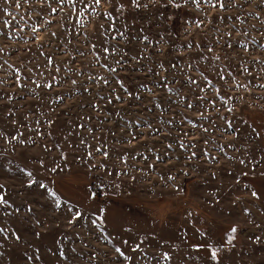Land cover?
Instances as JSON below:
<instances>
[{
    "label": "rangeland",
    "instance_id": "374dc122",
    "mask_svg": "<svg viewBox=\"0 0 264 264\" xmlns=\"http://www.w3.org/2000/svg\"><path fill=\"white\" fill-rule=\"evenodd\" d=\"M175 2L0 0V264H264V0Z\"/></svg>",
    "mask_w": 264,
    "mask_h": 264
},
{
    "label": "snow or ice",
    "instance_id": "6c2138e0",
    "mask_svg": "<svg viewBox=\"0 0 264 264\" xmlns=\"http://www.w3.org/2000/svg\"><path fill=\"white\" fill-rule=\"evenodd\" d=\"M61 3H63V0H60ZM70 3H74L75 0H69ZM93 2L97 5H99L102 0H93ZM110 2V0H109ZM185 2H187V0H185ZM194 2L197 4V6L199 5L200 3V0H194ZM205 3H208L211 5V7L213 8H216L217 6L220 8V9H224L225 8V4H224V0H204ZM133 3L136 4L137 6H139L138 4V0H133ZM169 4H174L175 7L177 8H180L181 7V4L180 3H176L175 0H169ZM146 6V5H145ZM53 12L56 11V9H52ZM34 31H36V29H34ZM54 35V34H53ZM107 51V49L105 50ZM114 71V69H112ZM101 79H103L101 77ZM75 83V82H73ZM169 91H171L169 89ZM189 107H191V105H189ZM229 111H232L231 108L228 109ZM228 127L231 128V122H228ZM204 131H208L207 129H204ZM194 155V154H193ZM241 163H244V161H241ZM28 175H31V173H29ZM4 186L2 184H0V189H2ZM253 196L257 197L258 198V194L256 192H253L252 193ZM4 203H7L5 200H4V197L3 195H0V204H4ZM30 210V209H29ZM81 214L80 213H77V218H79ZM73 221H69V223H72ZM0 231H3V229H0ZM237 231V229L235 227H233L231 229V232L232 233H235ZM233 237H229V242H231V239ZM16 239H19V236L16 237ZM211 247V246H209ZM117 252H119L121 255H123V253L120 251V249H116ZM218 249L217 248H211V255L213 256V258L217 257V254H218Z\"/></svg>",
    "mask_w": 264,
    "mask_h": 264
},
{
    "label": "trees",
    "instance_id": "16d2710c",
    "mask_svg": "<svg viewBox=\"0 0 264 264\" xmlns=\"http://www.w3.org/2000/svg\"><path fill=\"white\" fill-rule=\"evenodd\" d=\"M96 193V192H95ZM96 194H98V195H100L101 197H103L104 196V194L103 193H96ZM106 196V195H105Z\"/></svg>",
    "mask_w": 264,
    "mask_h": 264
}]
</instances>
